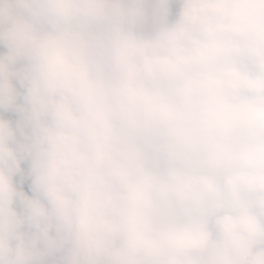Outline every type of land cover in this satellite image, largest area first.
Instances as JSON below:
<instances>
[{"label": "clouds", "instance_id": "clouds-1", "mask_svg": "<svg viewBox=\"0 0 264 264\" xmlns=\"http://www.w3.org/2000/svg\"><path fill=\"white\" fill-rule=\"evenodd\" d=\"M0 264H264V0H0Z\"/></svg>", "mask_w": 264, "mask_h": 264}]
</instances>
